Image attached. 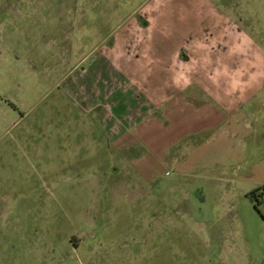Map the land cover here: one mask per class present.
<instances>
[{
    "label": "rangeland",
    "instance_id": "obj_1",
    "mask_svg": "<svg viewBox=\"0 0 264 264\" xmlns=\"http://www.w3.org/2000/svg\"><path fill=\"white\" fill-rule=\"evenodd\" d=\"M145 3L0 0V264H264V202L249 195L264 188V93L239 163L145 182L127 157L141 146L124 153L108 135L161 103L129 64L131 22L117 33L125 56L97 52L126 19H180L182 35L218 19L264 69V0Z\"/></svg>",
    "mask_w": 264,
    "mask_h": 264
},
{
    "label": "crops",
    "instance_id": "obj_2",
    "mask_svg": "<svg viewBox=\"0 0 264 264\" xmlns=\"http://www.w3.org/2000/svg\"><path fill=\"white\" fill-rule=\"evenodd\" d=\"M145 1L148 6L152 3V9L162 0ZM139 11L135 15L140 17ZM126 20L102 39L97 52L113 61L125 56L117 33L131 22L133 28L124 44L129 47V64L142 63L145 87L161 95V103L141 125L128 132L108 130L109 140L120 151L126 153L138 145L143 149L139 156H127L137 177L161 183L170 173L166 168L174 167L177 174L185 175L226 169L233 157L239 163L246 149L252 150L256 143L248 137L261 133L254 114L264 93V69L253 61L250 68L247 35L234 32L229 25L218 33V19L213 27L205 25L201 32L186 35L178 33L180 19L158 22L142 16ZM157 49L160 55L151 53ZM94 50L83 56H92Z\"/></svg>",
    "mask_w": 264,
    "mask_h": 264
},
{
    "label": "trees",
    "instance_id": "obj_3",
    "mask_svg": "<svg viewBox=\"0 0 264 264\" xmlns=\"http://www.w3.org/2000/svg\"><path fill=\"white\" fill-rule=\"evenodd\" d=\"M263 190L264 188H256L254 190H252L249 195L251 196L252 199H254L256 202L254 204V206L258 209V205L261 202H264V197H263Z\"/></svg>",
    "mask_w": 264,
    "mask_h": 264
},
{
    "label": "flooded vegetation",
    "instance_id": "obj_4",
    "mask_svg": "<svg viewBox=\"0 0 264 264\" xmlns=\"http://www.w3.org/2000/svg\"><path fill=\"white\" fill-rule=\"evenodd\" d=\"M197 196L200 197V193H197ZM259 209V208H258ZM74 245L78 244V240L77 237H75V235H72L69 239Z\"/></svg>",
    "mask_w": 264,
    "mask_h": 264
}]
</instances>
